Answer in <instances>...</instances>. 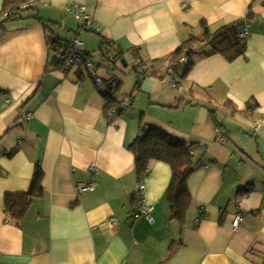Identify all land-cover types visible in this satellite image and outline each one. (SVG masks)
<instances>
[{"label":"crops","instance_id":"0c3cea01","mask_svg":"<svg viewBox=\"0 0 264 264\" xmlns=\"http://www.w3.org/2000/svg\"><path fill=\"white\" fill-rule=\"evenodd\" d=\"M38 2L0 28V264H264V0ZM73 3L88 5V33L68 11ZM237 20L249 28L243 55L207 47L189 58L185 77L186 65L169 68L192 35ZM51 36L61 49L79 36L94 56L106 37L127 66L143 60L157 75L134 71L129 95H147L146 105L106 116L87 69L53 63ZM142 122L195 144L184 223L170 220L172 168L159 160L141 179L154 222L134 217L140 178L129 145ZM37 164L43 191L17 221L5 197L29 190ZM91 181L95 189L80 194L77 184Z\"/></svg>","mask_w":264,"mask_h":264},{"label":"trees","instance_id":"16d2710c","mask_svg":"<svg viewBox=\"0 0 264 264\" xmlns=\"http://www.w3.org/2000/svg\"><path fill=\"white\" fill-rule=\"evenodd\" d=\"M30 1L39 3L38 0H3V7L0 10V28H6V24L10 21L23 18V13L26 10L37 9V7L33 8L31 6L24 7ZM242 25V21L237 20L214 31L206 29L203 36L192 35L171 53L169 68L174 72L180 66L186 65V70L183 74V77H185L193 65L192 60H189V58L192 54L207 47L211 53H222L230 60L240 57L246 50V38L240 36ZM84 29L89 30V28ZM48 44L50 51L56 54L53 63H61L63 65V62L57 59V53L64 46L61 40L56 36H51ZM89 54L92 58L95 57L93 54ZM123 54V50L119 48L114 40L102 37L98 55L102 56V60L107 62V65L103 64L104 62L96 61V66L98 69L100 66L107 68L108 76L103 77V79L109 85V91L103 95L106 99L104 114L108 117L112 113L120 114L125 110L119 108L121 102L119 96L123 94L124 84L121 74L118 73L121 71L119 62L123 64L122 60L125 59ZM132 70L141 75H157V72L140 58ZM172 70L169 69L166 75H171ZM111 81L113 82L112 84H110ZM129 97L128 106L132 105L135 94L129 95L127 98ZM219 127L223 129L221 125ZM194 145L188 143L184 138L172 135L146 122L141 123L140 134L129 145V149L135 154V169L140 178V184L141 179L148 172L151 161H164L171 166L172 176L167 191L170 220L183 223L186 220L187 210L193 201L188 179L197 164L195 153L192 150ZM42 178L43 170L40 164H37L29 190L6 195L5 208L13 219L21 221L29 210L33 198L42 193Z\"/></svg>","mask_w":264,"mask_h":264},{"label":"built area","instance_id":"2783aa9c","mask_svg":"<svg viewBox=\"0 0 264 264\" xmlns=\"http://www.w3.org/2000/svg\"><path fill=\"white\" fill-rule=\"evenodd\" d=\"M194 0H187V3L189 4ZM38 5L37 2L30 1L29 3H26L24 7H33L36 8ZM68 11L71 12L76 19L80 23V27L82 28H89L92 24V19L89 14V7L88 5L84 3H73L67 7ZM249 35V28L246 26L243 28V30L240 33V36L242 38H247ZM57 59L63 62V65L66 68H70L72 66H84L90 76L94 79L95 83L97 84L100 91L104 94L109 91V85L102 76L98 74L97 66L94 58L91 57V55L85 50V44L84 41L79 37L75 36L72 39H70L64 49L59 50L57 53ZM119 108L126 109L128 107L127 100H121L119 104ZM32 117V113H27L25 115V119L29 120ZM261 127V122L256 121L255 128L259 129ZM219 137L220 140L226 141V137L223 135L221 130L219 131ZM78 192L81 193H87L89 191H92L95 189V183L94 182H88V183H78L77 184ZM139 192L141 193V202L139 209L134 213V217L138 218L141 216H144L149 222H154V217L152 214V207L147 205L144 201V198H142V195L144 193V185L142 183L139 186ZM241 219H236L234 222V226L237 227L240 223ZM110 222L112 224H115V219H111Z\"/></svg>","mask_w":264,"mask_h":264},{"label":"rangeland","instance_id":"374dc122","mask_svg":"<svg viewBox=\"0 0 264 264\" xmlns=\"http://www.w3.org/2000/svg\"><path fill=\"white\" fill-rule=\"evenodd\" d=\"M30 12H31V10L28 13H30ZM81 30H83V32H86V33L89 32L87 29H84V28H81ZM94 53H95V57L97 59V62H99L98 60L100 59V56L98 55V48L96 49V51ZM133 65L134 64L132 62H130V64L128 66H125L124 63L122 64L121 62H119L120 69H124L125 72H126L123 75L124 82H125V86H123V89H122V91H123L122 93L123 94H121L119 96L120 100H122L123 98L124 99H127V101L130 100L129 99L130 97L129 98H127V97L129 96V93H131L133 91V84L136 82V78H135V74L136 73L134 72V70H132ZM99 68H100V70H98V68H97L98 74L99 75L101 74L100 76H102V75L107 76V70H106V68L104 66H100ZM180 70L182 71V69H180ZM166 87H169V86L166 85ZM145 98H148V96L147 95H140V96L135 95L133 104L131 106H128V108L125 109L123 111V113L128 114V111H132V110H134V108H137V107H141V106L146 105V99ZM141 111H140L139 114H141Z\"/></svg>","mask_w":264,"mask_h":264},{"label":"water","instance_id":"95a60500","mask_svg":"<svg viewBox=\"0 0 264 264\" xmlns=\"http://www.w3.org/2000/svg\"><path fill=\"white\" fill-rule=\"evenodd\" d=\"M94 28H95V26H90V27H89V29H94ZM122 61L124 62V65L127 66L126 60L123 59ZM112 83H113V82L111 81L110 84H112Z\"/></svg>","mask_w":264,"mask_h":264}]
</instances>
